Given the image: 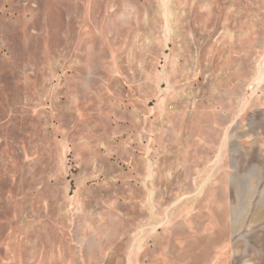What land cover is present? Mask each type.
<instances>
[{
    "label": "rangeland",
    "instance_id": "1",
    "mask_svg": "<svg viewBox=\"0 0 264 264\" xmlns=\"http://www.w3.org/2000/svg\"><path fill=\"white\" fill-rule=\"evenodd\" d=\"M263 200L264 0H0V264H264Z\"/></svg>",
    "mask_w": 264,
    "mask_h": 264
},
{
    "label": "crops",
    "instance_id": "2",
    "mask_svg": "<svg viewBox=\"0 0 264 264\" xmlns=\"http://www.w3.org/2000/svg\"><path fill=\"white\" fill-rule=\"evenodd\" d=\"M249 178V176H246V179H248Z\"/></svg>",
    "mask_w": 264,
    "mask_h": 264
},
{
    "label": "water",
    "instance_id": "3",
    "mask_svg": "<svg viewBox=\"0 0 264 264\" xmlns=\"http://www.w3.org/2000/svg\"><path fill=\"white\" fill-rule=\"evenodd\" d=\"M242 183H243V182H242ZM262 202H264V200H263Z\"/></svg>",
    "mask_w": 264,
    "mask_h": 264
}]
</instances>
